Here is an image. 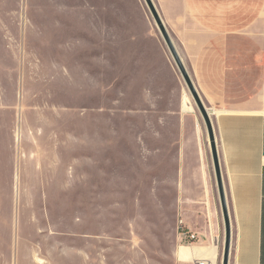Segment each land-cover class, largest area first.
<instances>
[{"label":"crops","instance_id":"obj_1","mask_svg":"<svg viewBox=\"0 0 264 264\" xmlns=\"http://www.w3.org/2000/svg\"><path fill=\"white\" fill-rule=\"evenodd\" d=\"M21 1L0 5V28L13 29L2 15H16L27 47L29 31L56 23L31 21L36 9ZM152 1L210 114L231 218L229 264H264V0ZM59 3L43 12L82 14L93 29H109L116 13L134 48L124 68L132 103L117 117L72 111L66 148L49 155L68 158L61 173L70 194L68 251L55 247L54 264H223L209 131L146 1ZM183 231L198 239L185 242Z\"/></svg>","mask_w":264,"mask_h":264},{"label":"rangeland","instance_id":"obj_2","mask_svg":"<svg viewBox=\"0 0 264 264\" xmlns=\"http://www.w3.org/2000/svg\"><path fill=\"white\" fill-rule=\"evenodd\" d=\"M22 2L36 9L31 21L56 28L29 31L25 47L18 17L2 15L15 24L0 28V264H54L55 247L68 251L70 194L61 173L68 158L49 155L66 148L61 140L72 111L84 117L87 107L104 108L117 117L132 103L124 68L133 34L117 28L116 13L109 14V29H93L82 14L75 21L43 12L59 0Z\"/></svg>","mask_w":264,"mask_h":264},{"label":"water","instance_id":"obj_3","mask_svg":"<svg viewBox=\"0 0 264 264\" xmlns=\"http://www.w3.org/2000/svg\"><path fill=\"white\" fill-rule=\"evenodd\" d=\"M161 33L162 36L164 37L166 44L175 59L190 91L191 94L193 95L200 112L206 122L209 135H210V141H211V147H212V154H213V159H214V164H215V170H216V175H217V181H218V186H219V191H220V196H221V203H222V209H223V215L225 219V225H226V249H225V255H224V263L223 264H229V256H230V248H231V238H232V228H231V218H230V213H229V207H228V201H227V196H226V191H225V185L223 181V174H222V169H221V163H220V157H219V152L217 148V141L215 137V132L214 128L211 122L210 114L205 105L203 104L197 90L195 89V86L193 85V82L191 81L184 65L183 62L179 56V53L177 52V49L175 45L173 44L158 12L157 9L155 8V5L153 4L152 0H145Z\"/></svg>","mask_w":264,"mask_h":264},{"label":"built area","instance_id":"obj_4","mask_svg":"<svg viewBox=\"0 0 264 264\" xmlns=\"http://www.w3.org/2000/svg\"><path fill=\"white\" fill-rule=\"evenodd\" d=\"M182 235L184 237L185 242L191 243V242H195L198 239V237L196 235L189 234L187 231H185V232L183 231ZM197 264H209V263L207 261H198Z\"/></svg>","mask_w":264,"mask_h":264}]
</instances>
